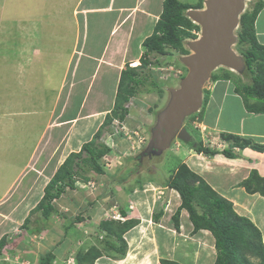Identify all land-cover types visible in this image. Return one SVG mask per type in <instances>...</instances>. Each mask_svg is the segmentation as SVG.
<instances>
[{
  "label": "rangeland",
  "instance_id": "1",
  "mask_svg": "<svg viewBox=\"0 0 264 264\" xmlns=\"http://www.w3.org/2000/svg\"><path fill=\"white\" fill-rule=\"evenodd\" d=\"M26 1H28V3L24 5ZM88 1L90 2L93 0H85V4H87ZM97 1L98 2L93 3L94 5H97V7L98 5L100 7L101 4H106V0ZM181 1L192 3L194 6H197L196 3L198 2V0ZM32 2V0H23L21 2L23 6L20 5V7H16V4H20L18 0H0L1 80L4 76H6L4 77L5 80L11 77L7 76L11 73L13 76L18 74L19 57H21L20 60H22V58L24 61L27 59L26 63H30L31 65L37 66L38 68L42 64L46 63V60H48L47 58H44L43 60L41 59L43 58L44 54L48 53L50 48H46L42 52L40 60L39 55H36V53L32 52L31 47H26V51L21 52V43L24 40L17 39L19 37L14 31V29H18L19 24L16 23V17L13 19V15L21 14L18 16L24 17L25 10L28 8H32V11H34V7L32 5H36L37 0L31 5ZM162 2L163 0H145L144 2H140V0H138L132 4L133 8L131 9H115L116 12H114V15L113 12H110L112 14L104 13L100 15L84 12L78 17L79 24L76 28V35L74 33L73 27L68 26V23H57V21L60 20L57 19L58 15L56 14L57 10L55 7L46 9V12L51 13L55 20V22L52 24V40L48 42L49 45L52 43V47H54V49H51L50 51L52 53V59H50L52 62L56 61V66H54V68L51 67V72L55 71L56 67H59L64 63L63 59L58 57L57 49L59 51H67L75 44L77 50L83 49L86 52H97L96 55L89 56L90 60L83 57L78 71L76 70V66L79 65V63L76 62V55L72 56L71 58L69 57L70 62L68 65V70L70 71L75 69V71H77V77H75L74 71V74L72 76L69 75V79L67 80L66 76L68 72L66 73V76L63 79L65 80L66 84L62 91L61 100H59V103H57L58 105L54 104V106L51 108L52 118L50 117V119L52 120V123L58 121L60 123V121H64L73 116L72 114L74 113L75 115H77L79 112L86 115H89V113L93 114H91L92 117L80 120L77 123L69 122L68 124L66 123L63 125L61 128H51L45 135V138L42 140L40 139L41 141L38 140V137L42 129L41 124L43 121L36 120V123H31L32 127L35 128H32L31 130L29 129V134L28 129L23 131L25 132V135L19 134V136L12 135V137H7L4 135L5 133H3V130H0V134H3L0 135V196L8 189L6 194L2 197H7V199L2 202L3 206L0 207V209L8 210L10 206L16 202V197L27 194L25 192L28 191L29 182L32 179L33 173L37 178H34V186L31 188L30 193L34 194L35 192L39 195L42 191V188H44L45 184L48 182L56 168L63 162L66 156L70 152L78 151L82 143L90 141L98 129H100L102 133L97 138V140L107 147L110 146L111 151L99 159L104 169L103 174H97L91 171V168L88 164L89 161L85 163L83 176L88 178L90 184L94 183L93 186L87 183L88 181L85 182V178L81 179L79 176L76 177V179H78L75 183L77 188L70 189L65 187L64 192L57 199L52 201L56 209V212L54 211L55 213L52 212L50 215L52 222L48 218H43L39 213H34L31 215V221H33V225L32 228L27 229L28 232H31L33 228L38 230L36 226H38L39 223H41L40 221L43 219L41 225L45 227L48 225L50 230L47 234L50 237L52 236V239H55V241L59 240L60 238L64 239V236L67 232L66 230L70 227L72 230L73 228L75 230V238L71 235L72 241L77 243L82 242L80 247H87L96 243L97 246L100 247L101 251L104 252V250H107L104 246V240L106 238L111 239V237L98 232L99 229H97V222L101 219L112 218L114 212L117 214L120 207L125 208V210L128 211V215L131 214L132 210L136 212L138 211V208L134 206V204L132 205V203H129L128 199L124 198L125 187L135 184L137 179L139 185H141L139 178L146 177L147 174L151 175L155 181L157 179L162 181L164 184V180H166L165 178H167L168 175L167 173H173L174 167L179 163L178 159L171 152L172 148H175L174 140L171 141L169 147L159 153L151 151L149 154H147L145 150L148 147L152 136V131L156 125L157 115L166 107L167 103L169 102L171 98V90L178 89L180 87L181 80L188 73V68L184 62V59L195 53L192 43L199 38L201 32L200 28H191L188 30L190 34L183 39V52L178 49L167 47L168 54L158 55V57L151 55L150 58L153 63L147 66L146 69L142 68L143 71H147V73L149 72L150 74L152 73L151 78L154 77L153 79L158 81L160 90L162 92L159 93L156 90L146 92V90H144V87L148 85L146 84L139 93L131 96L129 100L124 103V106L128 107V113L125 116V120L118 122L116 118L114 120L112 119V122L107 124L105 129H101L102 125L104 124L105 115L112 110L114 105L113 102L109 110H107L105 114L103 113L105 108H107L106 103L110 102L109 99H99L100 97H106L110 89L109 80L105 79L103 76H107L110 79L112 82L111 86L113 87H111V90L115 89L116 94L121 71L124 70L126 66L133 67L140 64L139 57L143 51H145L142 41L152 32L153 26L158 19V14L162 9ZM252 6L253 0H245L244 10H250ZM205 7V0H203L202 7H195L193 10H202ZM82 9L84 10L82 5L77 8L78 11ZM129 12L131 13L129 14ZM61 13L63 15L61 20L71 17L68 10L66 9H64L63 12L61 9ZM189 13L190 12L188 10L186 15ZM123 17H125V19L122 21V23H120L118 20H121ZM86 22H88V27ZM111 22H116L117 27H115L114 30V37L108 40ZM60 25L62 26L60 27ZM22 26H25L27 29H33V27L37 25H33L32 27V24L24 23ZM114 31L112 33H114ZM237 31L238 26L233 32L234 35H237ZM26 42L29 44L30 41L28 40ZM32 43L34 45L33 40ZM241 47L242 46H237L236 43L231 45V48L236 55L235 57L241 58ZM64 54L65 53H63V55ZM134 60L137 61L136 65H132ZM156 60L160 61V63H156ZM109 63L113 65V72L108 71L107 69V65ZM42 70L44 71L45 75L47 74V77L50 74L49 79L47 78V82L45 81V77L36 79L39 83L43 84L42 89L45 90L43 93L44 97H27L24 99L26 102H30L32 100L31 104L34 105L37 103V105L41 106V108L43 104H45L47 107H50V104L53 100V98L50 96H52V91H54L55 94L57 82L55 76L51 77L52 73L48 71V68L46 69V65L45 69L43 68ZM82 72H86L87 78H83V81L85 82L78 86H71L74 81H77V78ZM60 74L54 72V75L56 76ZM225 75L228 76V79L225 80H230L236 85L246 83L250 80V76L246 72L244 65L243 70L239 71L236 70L234 66L219 64L207 75L206 80L204 81L201 88L202 95L207 91V84H209V81L213 80L212 77H224ZM35 77L39 78V74H35ZM222 77L218 79H224ZM81 81L82 80H79L77 83H80ZM20 90L22 92L28 91V89L24 86L19 88L17 91L19 92ZM18 92V95L25 94H19ZM81 95L83 96L81 99L84 101L83 103L80 101ZM36 98L38 100H36ZM61 103L62 106L60 105ZM26 104L27 103L22 104V109L26 107ZM10 115H13V113ZM30 117L33 118L32 115L30 116L25 114H20V116L16 117L15 123L19 124V129H23L26 126V120L30 119ZM189 120V117H186V119L183 121L184 126H186L196 141H199L200 136L198 131L188 123ZM98 121L101 123L99 122V124ZM118 131H123L124 137L121 138L118 136ZM135 132H137V135H135ZM76 134H79V140L76 143L78 146H72L73 150H71L72 148L64 149L66 148L65 145H67L66 141L73 140ZM49 136L52 138L51 148L49 147L43 150L42 146ZM37 140L39 143L37 144L34 157L31 158V166L27 167L28 169L24 175L17 178L13 182L16 172L26 160L28 153L32 151ZM131 145L133 146L131 147ZM221 145L224 146V144ZM84 155L85 153L83 156ZM127 157H133L134 160L133 158L128 159ZM47 160L49 161V165L45 171V168L42 165ZM35 166L37 169L36 173L35 168H33ZM32 170H34V172ZM149 186L150 184L146 183L145 188H143V192H141L142 196L144 197H147V195L151 196L149 197V200L146 201L145 207L141 209L146 214H151V210L154 208L157 209L159 207H165L164 205L161 206V196H163L165 192L160 188L157 189L158 192L156 193L149 192L147 194L146 190L149 188ZM110 207L111 210H109ZM168 208H170V206H168ZM17 218L18 217L16 216L15 219L17 220ZM3 219L4 218L0 216V236L5 235L7 238L9 235L12 237L17 232L18 234L22 232L25 233V229H23L22 226H19V230H14L15 227L14 229L11 228V232H9V230L5 228V225L1 224ZM140 222L141 221L139 220V223L136 225V230L132 232L133 238L136 232H139V236L142 234L143 239L146 237L148 222L145 223L146 229L142 228V224ZM15 224L18 225V222L16 221ZM25 237L28 236L24 234V236L21 238L22 241ZM124 237H126V232L124 233ZM151 237L155 238L157 235L155 234V237ZM74 242L72 244L73 246L69 248V250L72 252H76L78 250V248L75 249L76 246H74ZM10 246L11 245H9V247ZM9 247H6V251H8L7 248ZM108 252L109 253L106 255H113V252ZM113 256L116 255L114 254ZM250 259L252 261L256 260L254 258Z\"/></svg>",
  "mask_w": 264,
  "mask_h": 264
},
{
  "label": "crops",
  "instance_id": "2",
  "mask_svg": "<svg viewBox=\"0 0 264 264\" xmlns=\"http://www.w3.org/2000/svg\"><path fill=\"white\" fill-rule=\"evenodd\" d=\"M22 1L23 0H18L20 4H16V7H20V5L23 6L21 3ZM32 1L35 2L36 0ZM136 1L138 0H106L105 5L101 4L100 7L99 5L97 7V5L93 4L98 2L97 0L90 2L88 1L87 4H85V0H37L36 5H32L33 2L31 3V5L34 7V11H32V8H28L25 10L24 17L18 16L21 14L13 15V19L16 17V23L19 24L18 29H14L19 37L17 39L24 40L21 43V52L26 51V47H31L32 52L36 53V55H39L40 60L42 52L46 48L50 49L48 50V53L44 54L43 58L41 59H48L46 60V63L42 64L43 66L41 65L38 68L37 66H33L30 63H26L27 59L24 61L22 58L24 61L23 62L20 60L21 57H19L18 74L13 76L11 73L12 75H7L11 77L7 78L6 80L4 79L6 76H4L2 80L0 79V130H3L5 136L12 137V135H25V132L23 131H26L27 129L29 134V129L31 130L32 128H35L32 127L31 123H36L37 120L43 121L41 124L42 129L38 137V140H42L45 138V135L51 128L58 129V127L61 128L63 125L66 123L68 124L69 122L77 123L80 120L92 117L91 114H93L89 113V115H86L79 112L77 115H75L74 113L72 114L73 116L64 121H60V123L59 121L55 122L56 120L54 121L55 123H52V120L50 119L51 108L54 106V104L58 105L57 103H59V100H61L62 91L66 84L65 80H63L66 76V73L68 72L66 76V79L68 80L69 75L72 76L75 71V69L70 70V73L68 70V65L70 62L69 57L71 58L72 56L76 55V62L79 63V65L76 66V70L78 71L83 57L90 60L89 56L96 55L97 52H86L83 49L77 50L75 44L67 51H59L57 49L58 57L63 59L64 65L62 64L63 67L62 65L56 67V70L51 72V67L54 68V66H56V61L52 62L51 60L52 53L50 51L51 49H54V47H52V43L49 45L48 42L52 40V24L55 22V20L51 13L46 12V9L55 7L57 10L56 14L58 15L57 19L60 20L57 21V23H68V26L73 27L74 33L76 35V28L79 24L78 17L82 13L89 12L91 14L100 15L104 13L112 14L110 12H113L114 15V12H116L115 9H131L133 8L132 4H134ZM144 1L145 0H140V2ZM27 3L28 1H26L24 5ZM81 5L84 10L82 9L78 11L77 8ZM61 9L62 12L64 9L68 10L71 17L61 20V18H63ZM130 13L131 12H129V14ZM125 17H123L121 20L119 19L118 21L122 23ZM24 23L32 24V27L33 25L37 26H34L33 29H27L25 26H22ZM86 25L88 27V22H86ZM110 25L108 40L114 37V30L115 27H117L116 22H111ZM61 26L62 25H60V27ZM254 30L258 44L264 46V7L256 15L254 21ZM113 31L114 33H112ZM28 40L30 41L29 44L26 42ZM32 40L34 41V45ZM63 53L65 54L63 55ZM133 62L137 63L135 60ZM45 65L46 69L48 68V71L52 73L51 77L55 76L57 79L55 80L57 82L55 94L54 91H52V96H50L53 98L50 107H47L45 104H43L41 108V106H38L37 103L34 105L31 104L32 100L30 102H26L24 99L27 97H44L43 93L45 90L42 89L43 84L39 83L36 79L45 77L46 82L47 78L49 79L50 74L47 77V74L45 75L44 71L42 70L43 68L45 69ZM107 67L108 71L113 72V65L111 63H109ZM77 71H75V77H77ZM54 72L61 74L56 76L54 75ZM35 74H39V78H36ZM85 77L86 72H82L77 78V81H82L80 83L74 81L71 86L81 85V83L85 82L83 81V78ZM103 77L110 82V89L106 97L99 98L110 100V102L106 103L107 108H105L103 111L105 114L114 102L115 89L111 90L112 82L107 76ZM23 86L26 87L28 91L22 92L20 90L18 92L17 90ZM207 86L208 87H206V89L209 91V97L201 119L199 120L195 117L194 119H198L199 121L190 120V122H188L193 126L194 129L198 131L200 136L199 140L202 141V144L210 149H217L218 151H221L223 148H228L230 147V143L221 136L225 133L239 135L243 138H249L256 144H264V111L248 110L243 97L236 92L235 85L230 80H212L209 81ZM17 92L19 94H25L18 95ZM82 97L83 96L81 95L80 101L83 103L84 101L81 100ZM37 98L36 100H38ZM254 101L255 100L253 98H248L249 104L253 103ZM23 103L28 104H26L24 109H22ZM60 105L62 106V103ZM11 113H13V115H10ZM20 114L33 116V118L30 117V119L26 120V126L23 129H19V124L15 123L16 117L20 116ZM100 121H98V123ZM38 140L32 151L28 153L27 158L23 162L20 169L16 172L13 182L17 178L24 175L28 169L27 167L31 166L30 161L35 155L34 153L37 149V144L39 143ZM78 140L79 134H76L73 140L66 141L67 145H65L66 148L64 149L72 148L71 150H73L72 146H76ZM51 142L52 138L49 136L46 139V142L43 144L42 149L44 150L45 148H51ZM221 144H224V146ZM174 146L175 148H172L171 152L178 159L179 163L174 167L173 174H175L179 164L183 162L191 171L195 172L199 177H201L220 196L231 201L236 213L247 217L255 224V226L261 232L262 242L264 245V196L259 192H248L242 184V182L251 175L252 171L264 177V150H257L251 146H245L243 148L234 146L232 151L236 154V156L226 157L221 152H218L214 155L198 153L188 145L178 141H174ZM48 165V160L42 165L45 168V171L47 170ZM33 168H35L36 173V166ZM32 171L34 172V170ZM167 174V178H165L166 180L172 173ZM34 178L36 179L37 177L34 176L33 173L32 179L29 182L28 191L25 192L27 194H24V196H18L19 199L16 197V202H12L13 204L8 210L0 209V216L4 218L1 224L5 225V228H7L9 232H11L10 229H14V227V230H19V226H21L23 219L29 215L30 210L35 206L42 196L43 188L39 195L35 192L34 194L30 193L31 188L34 186ZM139 179L141 181V185L138 184L137 180L135 184L125 187L124 198L128 199L129 203H132V205L134 204V206L138 208V213L132 210L128 217L139 219L141 221L140 223L142 224V228L144 229H146L145 223L148 222L146 237L143 239V235L141 234L139 236V232H136L133 238L132 232H134L137 227L135 226L126 232V237H124L127 242L125 255L118 258L117 256H113L115 254L114 252L113 255H106L108 254L106 253L97 258L94 261V264H161V259L176 261L180 264H215L216 251L212 234L205 229H200L196 233H193L192 224L189 221L186 210H181L179 215V229H175L174 220H172L171 216L180 204L178 192L169 188L165 183L163 184L162 181H159L156 178L155 181L151 175L147 174L146 177H140ZM146 183L150 184L149 188L146 190L147 194L149 192L156 193L158 192L157 189L160 188L165 192L163 195L164 198L161 196V206L164 205L165 207H159L157 209L154 208L151 210V214H146L141 210L145 207L146 201L149 200V197H151L148 195L147 197H144L141 194ZM130 187H132L131 191L129 189ZM138 188L139 190H137ZM7 190L0 196V207L3 206L2 202L7 199V197L2 198L6 194ZM168 206H170V208H168ZM109 210H111V207ZM158 211H161L162 214L156 218L155 213ZM16 216L18 217L17 220L15 219ZM48 219L52 222L51 217ZM31 220L32 218L30 216L29 228H32L33 225V221ZM16 221L18 222V225L15 224ZM40 222L41 223L36 226L38 230L33 228L31 232H28V230L25 229V233L22 232L23 234H18L17 232L12 237L9 235V237L6 238L7 243L3 246L0 252V264H41L42 256H44L49 251L52 253V261L49 264H76L74 258L76 252L69 250V248L73 246L72 244L74 242L72 241V236L75 238L74 228L72 230V228L69 227L66 230V237L64 236V239L59 237L60 239L55 241V239H52V236L50 237L47 234L50 230L48 225L46 227L41 225L43 219ZM97 223H99V221ZM24 234H26L28 237H25L22 241L21 238L24 236ZM155 234L157 237H155ZM151 236H154L155 238ZM1 237L2 236H0V238ZM9 245L11 246L9 247ZM81 245L82 242H74V246H76L75 249H79ZM6 247H9L7 248L8 251H6Z\"/></svg>",
  "mask_w": 264,
  "mask_h": 264
},
{
  "label": "trees",
  "instance_id": "3",
  "mask_svg": "<svg viewBox=\"0 0 264 264\" xmlns=\"http://www.w3.org/2000/svg\"><path fill=\"white\" fill-rule=\"evenodd\" d=\"M196 4L197 6L181 0H163L161 12L153 26L152 32L142 41L145 51L139 57L140 64L133 67L126 66L121 71L114 97V105L112 110L105 115L101 129H105L107 124L112 122V119L116 118L120 122L124 121L128 113V107H125L124 103L131 96L139 93L146 84H148L144 87L146 92L153 90L159 93L162 92L158 81L153 79L154 77L151 78L152 73H147L143 69L153 63L150 58L151 55L158 57V55L168 54L167 47L183 52V39L190 34L188 30L200 28L198 24L194 23L186 15L188 9L202 7L203 0H198ZM263 7L264 0H253L252 8L250 10L245 9L240 14L237 31L236 45L242 46L240 53L250 80L240 85H234L236 92L243 97L246 107L251 111H264V46L258 44L254 30L256 15ZM155 62L160 63L158 60ZM220 77H212V79L216 80ZM222 78L228 79V76L225 75ZM208 97L209 91L207 90L203 94L202 105L196 113L189 116L190 120H195V117L199 120L201 119ZM248 98H253L255 101L249 104ZM101 133L100 129H98L90 141L82 143L78 151L70 152L56 168L45 184L41 198L30 210L29 215L23 219L21 224L23 229L29 228L30 216L34 213H39L43 218L50 217L51 213L56 210L52 201L64 192L65 187L76 189L77 185L75 183L78 180L76 177L85 178L83 176L85 163L89 161L88 164L91 171L97 174L104 173L99 159L109 153L111 148L97 140ZM118 135L123 136L121 132ZM221 136L230 143V147L221 151L204 146L201 140L195 144H189V146L198 153L214 155L221 152L226 157L236 156L232 151L234 146H239L240 148L251 146L257 150H264V144H256L249 138L229 133ZM84 153L85 155L83 156ZM127 158L132 159L133 157ZM85 179V182H87L88 178L86 177ZM165 184L169 188L176 190L180 197V204L171 216L172 220H174L175 229H179L181 210H186L189 221L192 224L193 233L200 229H205L212 234L216 250L215 264H264V245L259 229L250 219L236 213L231 201L220 196L183 162L179 164L175 174L172 173L169 176ZM242 184L248 192H259L264 196V177L256 172L252 171L251 175ZM129 189L131 191L132 187ZM118 211L125 216L124 220L101 219L97 224L99 233L111 237V239L106 238L104 240V246L107 250L102 252L96 243L91 244V246L80 247L74 255L76 264H94L97 258L109 253L108 251L114 252L118 258L125 255L127 242L124 238V233L136 226L139 223V219L128 217V211L125 208L120 207ZM161 214V211L155 213L156 218L161 216ZM6 243V237L2 236L0 238V252ZM51 258L52 253L49 251L42 256L41 264L51 263ZM250 258L256 260L252 261ZM160 262L161 264H180L166 259H161Z\"/></svg>",
  "mask_w": 264,
  "mask_h": 264
},
{
  "label": "water",
  "instance_id": "4",
  "mask_svg": "<svg viewBox=\"0 0 264 264\" xmlns=\"http://www.w3.org/2000/svg\"><path fill=\"white\" fill-rule=\"evenodd\" d=\"M205 4L206 10L189 9L188 16L201 22V38L192 43L195 53L184 59L187 75L178 89L171 90L169 102L157 115L145 150L147 154L165 150L173 139L194 144V138L183 121L202 105L201 88L207 75L219 64L243 70L244 61L242 57H235L231 45L237 42L233 32L238 26L245 0H205Z\"/></svg>",
  "mask_w": 264,
  "mask_h": 264
},
{
  "label": "clouds",
  "instance_id": "5",
  "mask_svg": "<svg viewBox=\"0 0 264 264\" xmlns=\"http://www.w3.org/2000/svg\"><path fill=\"white\" fill-rule=\"evenodd\" d=\"M191 9H193V8H191ZM188 10H189V9H188ZM188 10H187V11H188ZM243 11H244V10H243ZM187 16H188V15H187ZM188 17H189V16H188ZM239 17H240V15H239ZM189 18H190V17H189ZM190 19H191V18H190ZM191 20H192V19H191ZM199 26H200V25H199ZM238 26H239V22H238ZM200 29H202V27H200ZM236 36H237V35H236ZM241 57H242V55H241ZM242 59H243V57H242ZM202 96H203V95H202ZM197 111H198V110H197ZM197 111H196V112H197ZM196 112H195V113H196ZM193 114H194V113H193ZM191 115H192V114H191ZM188 117H189V116H188ZM185 119H186V118H185ZM195 120H198V119H195ZM198 121H199V120H198ZM118 122H120V121L118 120ZM189 122H190V121H189ZM183 125H184V123H183ZM185 127H186V126H185ZM119 132H121V133L123 134V131H118V133H119ZM135 135H137V134L135 133ZM118 136H119V135H118ZM120 137H121V138L124 137V134H123V136H120ZM193 138H194V137H193ZM173 140H174V141H178V142H182V141H180V140H178V139H173ZM128 141H129V140H128ZM128 141H127V142H128ZM194 141H195V142H194V144H195V143L197 142L195 138H194ZM201 142H202V141H201ZM182 143H183V142H182ZM184 144H185V143H184ZM186 145L189 146V144H186ZM132 146H133V145H131V147H132ZM109 147H110V146H109ZM189 147H190V146H189ZM223 149H224V148H223ZM137 180H138V179H137ZM89 182H90V181H88L87 183H89ZM89 184H90V183H89ZM138 184H139V183H138ZM90 185H91V184H90ZM93 185H94V183H93L91 186H93ZM137 190H139V188H138ZM117 213L120 214L119 211H118ZM127 213H128V212H127ZM114 214H115V212H114ZM120 216L122 217V219H120V218H113V216H112V218H109V219H116V220H124V219H125V216H123V215H121V214H120ZM107 219H108V218H107Z\"/></svg>",
  "mask_w": 264,
  "mask_h": 264
},
{
  "label": "bare ground",
  "instance_id": "6",
  "mask_svg": "<svg viewBox=\"0 0 264 264\" xmlns=\"http://www.w3.org/2000/svg\"><path fill=\"white\" fill-rule=\"evenodd\" d=\"M244 8H245V6H244ZM203 10H206V7L205 8H203ZM193 20V19H192ZM193 22L194 23H196V24H198V25H200L201 24V22L200 21H198V20H196V19H194L193 20ZM200 38H201V36H199V38L196 40V41H199L200 40ZM233 51V50H232ZM137 63H134L133 62V64L132 65H136Z\"/></svg>",
  "mask_w": 264,
  "mask_h": 264
},
{
  "label": "built area",
  "instance_id": "7",
  "mask_svg": "<svg viewBox=\"0 0 264 264\" xmlns=\"http://www.w3.org/2000/svg\"><path fill=\"white\" fill-rule=\"evenodd\" d=\"M136 134H137V132H135ZM92 185V184H91ZM113 218H120V219H122V217L120 216V214L119 213H117V214H114L113 215Z\"/></svg>",
  "mask_w": 264,
  "mask_h": 264
}]
</instances>
